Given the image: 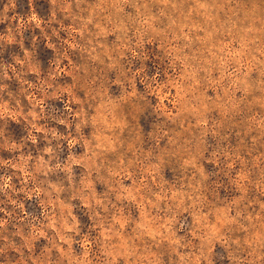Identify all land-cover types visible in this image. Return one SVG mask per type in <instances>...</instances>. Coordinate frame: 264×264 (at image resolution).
Instances as JSON below:
<instances>
[{
    "label": "rangeland",
    "instance_id": "obj_1",
    "mask_svg": "<svg viewBox=\"0 0 264 264\" xmlns=\"http://www.w3.org/2000/svg\"><path fill=\"white\" fill-rule=\"evenodd\" d=\"M0 264H264V0H0Z\"/></svg>",
    "mask_w": 264,
    "mask_h": 264
}]
</instances>
